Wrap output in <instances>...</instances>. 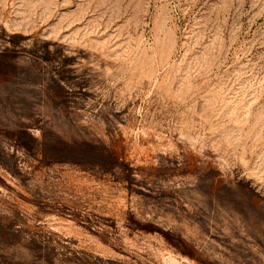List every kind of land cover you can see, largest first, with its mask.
Listing matches in <instances>:
<instances>
[{"label":"rangeland","instance_id":"obj_1","mask_svg":"<svg viewBox=\"0 0 264 264\" xmlns=\"http://www.w3.org/2000/svg\"><path fill=\"white\" fill-rule=\"evenodd\" d=\"M0 264H264V0H0Z\"/></svg>","mask_w":264,"mask_h":264}]
</instances>
